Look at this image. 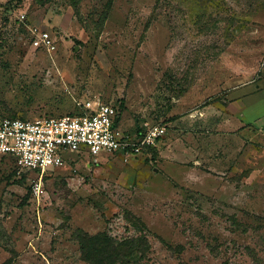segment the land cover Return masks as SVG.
Wrapping results in <instances>:
<instances>
[{
    "label": "rangeland",
    "instance_id": "obj_1",
    "mask_svg": "<svg viewBox=\"0 0 264 264\" xmlns=\"http://www.w3.org/2000/svg\"><path fill=\"white\" fill-rule=\"evenodd\" d=\"M97 100L164 136L42 175L0 156V264H264V0H0V118Z\"/></svg>",
    "mask_w": 264,
    "mask_h": 264
},
{
    "label": "built area",
    "instance_id": "obj_2",
    "mask_svg": "<svg viewBox=\"0 0 264 264\" xmlns=\"http://www.w3.org/2000/svg\"><path fill=\"white\" fill-rule=\"evenodd\" d=\"M35 49L53 51L54 41L40 32L31 42ZM83 114L32 121L0 118V156L12 157L22 170L42 175L63 165L67 154L87 152L97 157L106 152L137 157L153 148L164 136L160 125L146 129L141 137L125 134L118 127L119 112L101 101L82 104ZM32 192L39 196L41 185L34 182Z\"/></svg>",
    "mask_w": 264,
    "mask_h": 264
},
{
    "label": "trees",
    "instance_id": "obj_3",
    "mask_svg": "<svg viewBox=\"0 0 264 264\" xmlns=\"http://www.w3.org/2000/svg\"><path fill=\"white\" fill-rule=\"evenodd\" d=\"M152 148H149L148 150H151ZM147 152V150H145Z\"/></svg>",
    "mask_w": 264,
    "mask_h": 264
}]
</instances>
